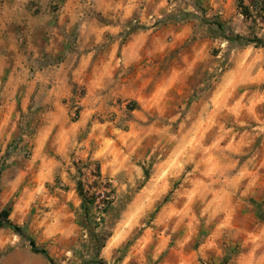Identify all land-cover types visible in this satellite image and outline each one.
Listing matches in <instances>:
<instances>
[{"label": "rangeland", "instance_id": "374dc122", "mask_svg": "<svg viewBox=\"0 0 264 264\" xmlns=\"http://www.w3.org/2000/svg\"><path fill=\"white\" fill-rule=\"evenodd\" d=\"M94 1L0 0V212L54 264H264V50L247 43L264 25L237 0L142 2L115 25L151 67L99 73L95 55L86 87ZM0 264L49 263L4 227Z\"/></svg>", "mask_w": 264, "mask_h": 264}, {"label": "crops", "instance_id": "0c3cea01", "mask_svg": "<svg viewBox=\"0 0 264 264\" xmlns=\"http://www.w3.org/2000/svg\"><path fill=\"white\" fill-rule=\"evenodd\" d=\"M153 0H95L94 8L101 12L102 18L105 20L103 24L96 23L95 19L91 18H81L80 24L81 29L77 36V48L79 51L84 52L81 56L80 70L76 72L77 77H74L73 82L76 84H82L86 87L94 86L92 85V76L95 74L90 70L88 73V79L84 80L80 78V74L83 70L86 69L94 56H99V60L95 63L96 70L101 73L102 69L122 72L120 75H123L124 69L127 67H137L149 68L151 63L154 61V54L150 50L147 53L148 57H141L137 43H135V34H130L126 39L121 40L119 37V28L120 26L115 25L116 20H121L124 14H128L134 8L138 7V4L142 2H149ZM161 2V1H160ZM121 17V18H120ZM98 24L99 26H95ZM87 25V27H85ZM138 49V50H137ZM97 52V53H95ZM109 73V71H108ZM134 76H126L122 78V82L130 81L134 79ZM99 77H96L98 80ZM96 86H100L97 84ZM113 94L124 95V88L126 85L118 86ZM144 87H147V83L144 84ZM126 95V94H125ZM118 96V95H116Z\"/></svg>", "mask_w": 264, "mask_h": 264}, {"label": "trees", "instance_id": "16d2710c", "mask_svg": "<svg viewBox=\"0 0 264 264\" xmlns=\"http://www.w3.org/2000/svg\"><path fill=\"white\" fill-rule=\"evenodd\" d=\"M237 9L239 14L246 20L250 21L254 28H259L264 25V0H237ZM247 43L255 44L263 48L264 50V41L261 38L254 37L252 40L248 39ZM78 194L81 198V209L83 212H87L88 208L93 205L95 202V197L91 196L86 199L82 194L80 186H77ZM9 211L3 210L0 212V228H8L13 232L17 233L22 238L28 241L30 250L32 253L40 255L43 257L49 264H54L53 260L49 257L48 253L44 249H40L36 246L35 242L29 238L21 227H18L12 224L9 221ZM86 264H105L102 261L88 262Z\"/></svg>", "mask_w": 264, "mask_h": 264}]
</instances>
